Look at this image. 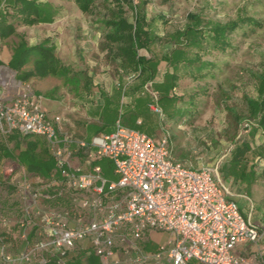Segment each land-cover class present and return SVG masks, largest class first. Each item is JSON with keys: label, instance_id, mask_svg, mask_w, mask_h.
<instances>
[{"label": "built area", "instance_id": "built-area-1", "mask_svg": "<svg viewBox=\"0 0 264 264\" xmlns=\"http://www.w3.org/2000/svg\"><path fill=\"white\" fill-rule=\"evenodd\" d=\"M145 89L150 109L163 118L159 96ZM59 122L28 82L0 75V132L41 136L54 161L47 177L24 175L17 186L20 215L2 218L1 225H16L22 246L10 252L0 234L2 264L44 263L50 255L65 263L85 243L102 264H264V226L231 198L217 167L194 168L174 158L167 133L155 140L117 120L110 133L83 140L61 136ZM105 157L113 160L116 180L97 163ZM150 232L168 238L149 258L140 240ZM239 243L257 250L244 255ZM119 252L129 260L121 262Z\"/></svg>", "mask_w": 264, "mask_h": 264}, {"label": "rangeland", "instance_id": "rangeland-1", "mask_svg": "<svg viewBox=\"0 0 264 264\" xmlns=\"http://www.w3.org/2000/svg\"><path fill=\"white\" fill-rule=\"evenodd\" d=\"M44 3L58 11L57 23L48 24L47 28L54 32V37H56L54 47L57 48L62 62L70 68L69 79H63L62 87L54 92L55 94L58 92L60 100L63 101L62 104L68 107L76 102V104L93 109L91 100L94 93L103 98L106 92L111 94V97L117 95L118 99H123L124 102L130 101L128 105L135 107L130 111L129 107L121 103H114V106L108 104L102 119L87 122L89 134L96 130L99 133L110 132L117 120L126 125V122L131 123L132 120L139 118L142 125L129 127L139 129L154 137L155 140H159L167 133L174 158L185 159L194 168H199L202 163L212 168L217 167L223 179L226 173L231 180H234L230 184L233 193L243 195V197H235L243 200L240 204L243 213L247 214L252 210V213L264 214V154L263 157H258L256 144V142L261 144V140L259 137H254V139L252 136L253 122L241 117L246 113L244 95H256L253 73L260 70L264 63V0H150L146 4L145 11L148 18L152 16L156 18L151 28L157 29L160 38L151 43L149 52L144 49L139 52L153 56L160 62L153 80L147 81L143 88L140 85L135 90L130 88L137 81L129 78L127 72H121L119 62L113 59V55L105 44L106 29L99 20L108 14L106 4L97 0L93 5V10L84 13L79 9L75 0H44ZM126 10L131 17L132 11L127 8ZM201 10L212 21L223 23L236 18L239 14H244L261 20L263 26L241 28L232 35L233 46L231 48L225 52L213 51L209 55L204 54L203 59H209L215 63L205 78L195 80L187 73L185 74V68L180 67L178 73L181 77L171 92L183 97L178 103V107L183 110L171 118L168 116L160 118L150 109L152 95L145 87L156 92L159 97L162 96L164 91L162 92L160 86L165 83L166 73L172 70L162 58L163 54L169 53L173 47H188L183 41H172L170 34L185 25L186 15L189 12ZM4 69L5 72H0L1 76L6 78L10 74L14 75V72L7 68ZM61 75L66 76L63 73ZM84 75L87 76L84 79L91 80L89 81L92 92L88 95L84 92L80 93L81 86H78ZM62 76L59 75V77ZM101 91H103L102 94H100ZM194 91L198 93V98L191 105L187 103L189 102L188 97ZM139 93L145 97H138L136 102L135 95ZM43 102L45 104L51 102L53 107L61 109L59 100L52 101L51 97L46 96ZM158 102L166 115L161 101ZM115 107L117 108L114 109ZM230 109H233L241 119L235 117ZM90 115L93 116L92 113ZM65 118H67V124L72 121L69 116ZM65 129H70V125L65 126ZM69 131L74 135L77 134L76 130L75 132L71 129ZM37 139L41 141L39 137ZM243 140L248 142L247 145L250 148L245 147ZM0 144L6 146L12 153L10 157H6L0 150L1 232L9 228L1 225V218H15L20 215L17 186L22 183L24 175L32 181H34V175L24 170L16 158L19 150L14 148L9 137L1 132ZM22 146L24 147V144ZM238 147L240 149L234 156V160L241 161V167L233 173V165L229 164L222 171L227 159ZM97 163L102 167L106 178L117 179L113 160L105 157ZM248 169L250 172L251 169L254 170L253 178L252 175L248 176L249 178L246 177ZM236 177L237 179L238 177L247 178V181L251 179L253 183L248 185V183L237 180ZM17 230V227H10L4 231L8 237L6 241L10 245L9 251H14V253L17 252L13 250L16 244L20 247V243H15L12 238L14 234H17ZM237 246L241 247L242 243Z\"/></svg>", "mask_w": 264, "mask_h": 264}, {"label": "trees", "instance_id": "trees-1", "mask_svg": "<svg viewBox=\"0 0 264 264\" xmlns=\"http://www.w3.org/2000/svg\"><path fill=\"white\" fill-rule=\"evenodd\" d=\"M97 0H75L79 9L84 13H89L93 10V5ZM106 4L108 14L102 17L99 22L106 29L104 34L105 44L109 52L113 55V59L119 62L120 68L129 74V78L137 81L130 89H136L140 85L143 88L147 81L153 80L155 77L160 60L153 56L140 54V50L150 51V45L157 38H160L157 29L151 28L156 19L154 16L148 18L145 11L146 4L150 0H101ZM129 9L132 11V18L128 14ZM8 9H12V13H8ZM5 11L0 13V36L4 37L8 33L15 30V25H33L40 22H52L53 17L58 14L56 8L38 0H12L5 5ZM263 26V22L253 16L239 14L227 22L212 21L207 14L201 11H191L186 15V23L182 28L175 29L170 34L172 41H183L188 47H173L169 53L163 54L162 58L171 66L172 70L165 75V83L161 85L162 96L159 97L163 107H174V111L181 113V108H175L183 97L176 96L174 93L169 95L173 90L181 75L178 73L180 67L185 68L190 77L197 80L205 78L211 67L215 63L209 59H203L204 54H211L213 51L225 52L233 46L232 35L239 29L244 27L259 28ZM31 53H36L38 58L35 65L36 74H49L55 72L57 65L56 59L53 58L51 50L45 45H36L32 47H24L21 49L20 66L23 65L24 55L28 56ZM186 74V75H187ZM255 79L256 95H244L246 104V113L241 117L253 122L252 130L253 138H260L261 144H257L258 157H263L264 154V63L261 69L253 73ZM143 84V85H142ZM198 93L191 92L187 103L194 104ZM169 107V108H170ZM234 112L233 109H230ZM183 113V112H182ZM234 116L238 117L234 112ZM249 124L247 123V126ZM28 137V136H26ZM254 138V139H255ZM9 139L14 141V148L19 150L17 155L18 161L26 167L30 172L46 174L51 170L52 163L46 162L44 156L45 151L41 154L37 151L39 146L38 141H28L24 150H20V139L17 135H10ZM26 141V140H25ZM245 147H249L248 142L243 140ZM240 147L235 151L238 154ZM0 150L6 157L11 156V151L6 146L0 144ZM252 176L254 170H251ZM46 177V175H45ZM4 181V180H2ZM5 182V181H4ZM51 192H53L51 190ZM2 219V218H1ZM7 227H16L10 224ZM5 229L4 231L8 230ZM1 231L5 241L8 237L5 232ZM7 242V241H6ZM19 242V241H18ZM22 246V244H21ZM59 256H47L44 263L35 264H68L59 262ZM0 264H2L0 262Z\"/></svg>", "mask_w": 264, "mask_h": 264}, {"label": "crops", "instance_id": "crops-1", "mask_svg": "<svg viewBox=\"0 0 264 264\" xmlns=\"http://www.w3.org/2000/svg\"><path fill=\"white\" fill-rule=\"evenodd\" d=\"M11 1L12 0H0V13L5 11L4 10L5 5L9 4V2H11ZM38 1L44 3V0H38ZM5 12L12 13L13 11H12V9H8V11H5ZM53 18L54 19L52 22H40V23L33 24V25H25V24L15 25L14 31H12L11 33H8L4 37L0 36V72H5L4 68H7L10 71L14 72V75H15L17 80L26 81L31 85L35 94L41 98V104L46 109L47 115L49 116V118H55V117L60 118V122H59L60 132H59V134L61 136L66 135L68 137H72V138H76V139L90 140L93 136L108 134L112 130L110 132L103 131L102 133H99L96 130V131L89 134L88 133L89 127L87 126V122L92 121V120L97 121L99 119H102L103 115H104V110L108 104L114 106V103H116V104L121 103L122 105L126 106L127 108L129 107L131 109L130 111L134 110L135 107L133 105H131V106L128 105L131 103L130 101L127 102V100H126L124 102L123 99H118L117 95L114 97H111V94H107L106 92H105L103 98L102 97L100 98L99 94L94 93L93 99L91 100V104H93V106H94L93 109L88 108V106L87 107L82 106L78 103L76 104V102H73V105L70 104L68 107H65L62 104L63 101L60 100L58 92L56 94L54 92H56V90L58 91L59 90L58 88L62 87V85L64 84L63 79H67V78L69 79L68 75L70 74V68L68 67V65H66L65 63L62 62L60 56L58 55L57 48L54 47V44H56L54 42V39L56 38V37H54V32L50 31L52 29L49 30L47 28L48 24L57 23L58 15H56ZM43 44H45L51 50V52L53 54V58L56 59L57 68H56L55 72L49 73V74H44V75L36 74L35 73V65H36V60L38 58L36 53H31L28 56L24 55V58H22L23 59V65L20 66V58H21L20 51L22 48H24V47L30 48L32 46L43 45ZM121 72H123V70H121ZM61 73L66 74V76L63 77L61 75ZM59 75L62 77H59ZM84 78H87V76L84 75L81 82L78 83V86L79 87L81 86V89H80L81 92L80 93L84 92V94L88 95L92 92L91 82H90L91 80L90 79H84ZM124 88H126V86H124ZM10 93H12V91ZM60 93H62V92H60ZM102 93H103V91L100 92V94H102ZM169 95H172V92H170ZM46 96H47V98L51 97L52 101L59 100L60 101L59 105L61 106L62 110L59 109L58 107H53L51 102L45 104L43 102V98ZM88 97H90V96H88ZM138 97L144 98L145 96H143V94H141V93L135 95L136 102H137ZM111 100H113V103H111ZM178 106H179V104H176L175 108L176 107L178 108ZM169 107L165 108V106H164L163 110L166 113L165 116H168L171 118L174 114L178 113V111L175 112L173 106L170 108ZM116 108L117 107H115L114 109H116ZM91 113L93 114V116L90 115ZM65 116H69L70 121H71V119H72V121L67 124V118H65ZM74 116H78L79 118H75ZM132 121H131V123L126 122L125 123L126 126L142 125V121L139 118H136L133 122ZM137 121H140L141 123L139 124ZM67 125H70L71 131L73 130L75 132V130H76L77 134L74 135L69 131L70 129H65V126H67ZM14 134L17 135L19 138L22 137L23 139L26 140L25 141V140L20 139V141H19L20 150H24L26 148L28 141H38L39 146L37 148V151L41 154L45 151V154H42V155L44 156L46 162L52 163V167L54 166V161L48 153L46 141L41 136L23 137L17 132L7 134V136L9 137L10 135H14ZM37 137H39L41 139V141H39L37 139ZM14 144L15 143L12 140L13 147H14ZM23 144H24V147L22 146ZM256 144H258V143L256 142ZM171 152H172V150H171ZM234 156H235V151L232 153V156H230L227 159L226 164L222 167V171H224L225 166H227L229 164L233 165V173L236 171V169H239L241 167V165H242L241 161L234 160ZM176 159H179V158L176 157ZM179 160H181V159H179ZM182 161L187 162V160H185V159H182ZM187 163H189V162H187ZM189 164H191V163H189ZM201 165H203V163ZM22 167H24V170H26L29 174L34 175V177H36L38 180L45 178V175L47 177L49 174V171H50L49 170L45 175L44 174L39 175L38 173L28 171L24 165H22ZM52 167H51V169H52ZM249 172L250 171L248 169L247 175H246L247 178H249L248 176L252 175L251 172L250 173ZM217 175H218V178L222 181V183L225 184L228 187V189L231 191V193H232L231 198L234 199L238 203V205L240 206V204H242L243 200L237 199L235 197L236 196L243 197V195L240 193H237V194L233 193V190L230 188V184L234 180H231L230 177L226 173H225V179H223V177L221 175V171L219 174L218 170H217ZM238 178L239 179H237V177H236L237 180H241L243 183H248V185L253 183V181H251V179L249 181H247L246 180L247 178L246 179H242L240 177H238ZM252 178H253V176H252ZM240 208H241V206H240ZM245 215L250 216L251 220L255 224H257L258 226H264V214L260 215V214H257V212L252 213V210H251L250 212H248ZM15 235H13V237H12L13 240L15 241V243L18 241L20 243V240H18ZM167 238H168V234L161 233V232H150V233L145 234L143 236V238L140 240V245H141L140 247L142 249L143 254H146L149 258L152 257V254L155 252L158 245L160 243L164 242ZM15 247L16 248L13 250H15V252H16V250L21 248V243H20V247L18 244H16ZM256 250H257V246L254 244H250V243H248V244L242 243L241 247L237 246V251L239 253H242V254L248 255V256H252ZM12 252H14V251H12ZM118 257H119L121 262H125V261L129 260V256H127L126 254H123L122 252L118 253ZM67 262H68V264H102L100 258L94 254L92 248L90 247V245L88 243H85L84 245L72 250L68 255ZM149 264H154V263L150 262ZM163 264H166V263H163Z\"/></svg>", "mask_w": 264, "mask_h": 264}]
</instances>
